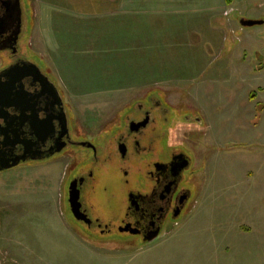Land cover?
Wrapping results in <instances>:
<instances>
[{"label": "rangeland", "instance_id": "374dc122", "mask_svg": "<svg viewBox=\"0 0 264 264\" xmlns=\"http://www.w3.org/2000/svg\"><path fill=\"white\" fill-rule=\"evenodd\" d=\"M263 2L236 5L248 15ZM129 4L23 0L19 47L40 60L82 127L109 121L147 92L157 94L193 150L191 207L151 243L94 246L63 219L67 159L29 161L0 172V264H264V24L241 26L244 34L224 29L210 43L186 27L172 32L186 14L173 16L156 0ZM231 16L239 23L238 11ZM162 94L199 121L193 127L181 121L184 109L166 107ZM104 185L119 193L114 175L100 177L101 212Z\"/></svg>", "mask_w": 264, "mask_h": 264}, {"label": "flooded vegetation", "instance_id": "af4514ba", "mask_svg": "<svg viewBox=\"0 0 264 264\" xmlns=\"http://www.w3.org/2000/svg\"><path fill=\"white\" fill-rule=\"evenodd\" d=\"M22 3L0 0V94L10 93L0 97V104H12L5 118L8 138L0 135V167L64 157L62 214L74 235L109 247L157 240L186 215L193 201V150L181 139V125L173 126L151 92L122 105L109 121L86 127L73 121L59 86L38 58L20 48ZM13 65H26L29 77L18 82L16 72L6 79L4 73ZM162 96L169 109H184L170 106ZM184 112L181 121L193 127V110ZM109 174L117 178L119 193L110 185L102 187L106 202L101 212L97 185Z\"/></svg>", "mask_w": 264, "mask_h": 264}, {"label": "crops", "instance_id": "0c3cea01", "mask_svg": "<svg viewBox=\"0 0 264 264\" xmlns=\"http://www.w3.org/2000/svg\"><path fill=\"white\" fill-rule=\"evenodd\" d=\"M123 1H126L127 4H129L130 1L134 2V0ZM156 2L159 4V6H162L171 11L173 16H182L186 14V18H184L185 21L183 22L181 20L179 23H176V26L175 28H173L172 32H182L186 27V31L193 32V34H196V32H200L205 40H208L209 42L215 40L213 34H218L220 37L224 29H240L243 34L246 33L244 32L246 30L241 29L240 24L236 22L235 17L231 16V13L234 11H238L240 18L239 21L241 19H261L264 17V13L261 11V9L264 7V2L262 3L263 7L259 6L258 9L251 8L248 15L244 14V8H240L238 5H236L238 3V0H156ZM142 5L144 6V4ZM149 6L152 7V5ZM175 18L179 20V18L177 17H172L171 20ZM259 31H262V33H264V30ZM246 35L248 37H252L249 33H247ZM240 57L244 60L247 57V52L245 49H243ZM3 222V219H0V225H2Z\"/></svg>", "mask_w": 264, "mask_h": 264}, {"label": "water", "instance_id": "95a60500", "mask_svg": "<svg viewBox=\"0 0 264 264\" xmlns=\"http://www.w3.org/2000/svg\"><path fill=\"white\" fill-rule=\"evenodd\" d=\"M239 24H240V26H242V27H250V26H254V25H261V24H264V19H241L240 21H239ZM26 64V63H25ZM30 66H33L34 68H37L36 67V65H34V64H31ZM25 69H27L26 68V65H13V66H11V67H9L6 71H5V73H4V76H5V78L7 79L10 75H12L13 73H16V72H18L19 74H18V77H17V79H16V81H21L23 78H27V77H29V74L28 73H26V72H24V70ZM15 81V82H16ZM0 82H2L1 80H0ZM10 93L7 91L5 94H0V97H9L10 95H9ZM10 105H12V104H5V103H2V104H0V119H3V126L5 127V128H3V129H1V132H0V135H1V137L3 136L5 139H7L8 138V127H9V122H7L6 120H5V118H6V116L7 115H9L8 114V107L10 106ZM22 121V120H21ZM24 124V118H23V122H20L19 123V125L21 126V125H23ZM16 164V163H15ZM15 164H12V165H9V166H1L0 167V171H2V170H4V169H8V168H10V167H12L13 165H15ZM71 200H72V202L73 201H75L76 200V193L74 194L73 192L71 193ZM78 205H77V203H76V205H75V207H77ZM78 208V207H77Z\"/></svg>", "mask_w": 264, "mask_h": 264}, {"label": "trees", "instance_id": "16d2710c", "mask_svg": "<svg viewBox=\"0 0 264 264\" xmlns=\"http://www.w3.org/2000/svg\"><path fill=\"white\" fill-rule=\"evenodd\" d=\"M261 90V89H260ZM250 95H249V98L250 99H253L256 95H255V92H250L249 93Z\"/></svg>", "mask_w": 264, "mask_h": 264}]
</instances>
